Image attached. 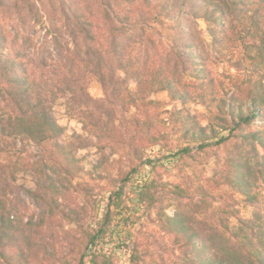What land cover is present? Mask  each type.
Returning <instances> with one entry per match:
<instances>
[{"label": "trees", "instance_id": "16d2710c", "mask_svg": "<svg viewBox=\"0 0 264 264\" xmlns=\"http://www.w3.org/2000/svg\"><path fill=\"white\" fill-rule=\"evenodd\" d=\"M12 1L0 8V264H119L122 248L129 264H264V0ZM39 24L50 45L30 34ZM158 25L179 36L164 50L147 38ZM219 64L235 72L216 77ZM158 92L206 105L209 122L159 112ZM61 99L86 136L66 135ZM89 146L101 157L80 180ZM210 157L212 175L199 173ZM165 158L179 180L156 173ZM21 172L37 218L15 194Z\"/></svg>", "mask_w": 264, "mask_h": 264}, {"label": "rangeland", "instance_id": "374dc122", "mask_svg": "<svg viewBox=\"0 0 264 264\" xmlns=\"http://www.w3.org/2000/svg\"><path fill=\"white\" fill-rule=\"evenodd\" d=\"M90 1V0H88ZM92 1V0H91ZM13 6L12 0H0V8L2 7H10ZM9 15L12 17H16V11L15 9L10 8V12H8L6 15H4V25L8 28L10 25L13 24L12 19ZM2 18V17H1ZM169 24H172L171 22ZM199 29H204L206 27V24L204 21L199 20L196 22ZM30 29V28H29ZM11 30V29H10ZM149 35L147 38H152L153 40H156L157 45L160 46V49L164 50L167 49L169 45V39L170 38H179L178 34L176 35L173 31L169 28V30L166 29V27L162 28L158 25V27H154V29L150 30ZM30 34L34 37L36 43L38 44H48L50 45L51 38L46 36V29L43 25H35L30 29ZM170 37V38H169ZM53 51L55 49L51 47ZM30 53H33V50L29 51ZM229 70L228 72H235L234 69H230L227 65L219 64L218 66L213 67L214 75L216 77H223L222 71L223 70ZM131 88H135V82L131 80L130 82ZM89 91L94 97H103L104 96V90L102 85L97 82L96 80H92L89 86ZM243 98L245 97V91L241 95ZM153 99H156L159 101V105L157 106L158 111L165 110L167 108H172L174 105H176L179 108H182L186 111L191 112L192 114H198L199 118L201 119V123L203 125L207 124L209 122L207 116L209 114L206 105L193 101L187 104H183L180 101H173L170 99V95L168 92H158L152 95ZM65 100L61 99L56 106L53 109V114L55 118L58 120V122L66 127V135L72 136L77 133H81L83 136H86V132L83 128L82 122L76 117H72L67 113L66 106L64 104ZM152 108V106H151ZM131 110H135L134 108ZM137 110V109H136ZM165 116H168L169 113L165 112ZM223 134H227V132H224ZM30 148L33 152L41 154L39 148L31 144L30 146H26ZM155 150H158V147L155 148ZM107 152L109 150L107 149ZM78 156L80 158V161L75 164V167H78L80 172V180L85 179L87 181L90 180L88 177L89 170L93 168V164L98 160V157H101V153L92 146L86 147L84 149H81L78 152ZM222 156L224 154L222 153ZM177 158L173 159V161L169 162L168 159H164L163 163L164 165L158 166L156 173L160 176H162L165 180L174 181L179 180L181 176H183L182 172L180 171V168L177 166H174V162ZM214 157H210L207 161L204 163L199 162L197 165V170L199 173L204 172L205 175L211 176L214 168ZM191 170V169H190ZM197 170L192 169V172H197ZM149 171V170H148ZM148 171L146 173H148ZM144 174V173H143ZM33 178L24 173L21 172L18 180L16 182V186H14L15 194L19 193L21 197L23 198L25 205H26V219L34 215L36 218L38 215L42 212V209L37 205L35 200L31 197L28 190H31L35 187V184L32 180ZM89 184H93V181L89 182ZM100 185H96V188ZM17 192V193H16ZM172 212V209L169 210ZM140 211H137L139 213ZM117 242H119V239L117 237ZM107 247H112L111 245H108ZM116 260L119 264H129V255L128 252L122 248L117 249L116 252Z\"/></svg>", "mask_w": 264, "mask_h": 264}]
</instances>
